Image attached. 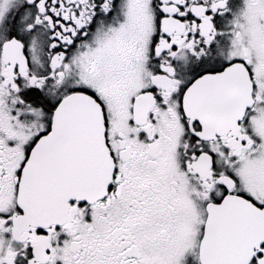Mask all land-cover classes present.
<instances>
[{"label": "snow or ice", "instance_id": "obj_1", "mask_svg": "<svg viewBox=\"0 0 264 264\" xmlns=\"http://www.w3.org/2000/svg\"><path fill=\"white\" fill-rule=\"evenodd\" d=\"M0 264H264V0H0Z\"/></svg>", "mask_w": 264, "mask_h": 264}]
</instances>
